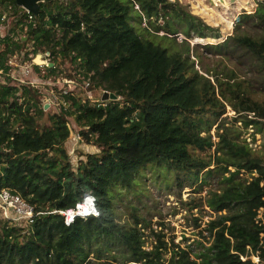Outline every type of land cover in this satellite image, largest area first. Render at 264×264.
Masks as SVG:
<instances>
[{
  "label": "trees",
  "instance_id": "16d2710c",
  "mask_svg": "<svg viewBox=\"0 0 264 264\" xmlns=\"http://www.w3.org/2000/svg\"><path fill=\"white\" fill-rule=\"evenodd\" d=\"M2 6L18 13L24 29L28 16L17 0H0ZM40 6L26 40L0 35V70L7 73L9 58L30 44L51 51L55 61L81 59L93 84L119 99L106 108L74 99L71 110L50 115L36 91L18 95V88L0 84V190L42 212L28 227L0 218V264H257L253 256L264 264V154L229 126L218 127L217 141L210 134L227 105L235 110L234 122L261 127L264 100L253 98L234 71L208 76L191 57L189 39L220 38V29L178 0H48ZM208 45L251 54L264 68V0L242 15L225 41ZM72 122L99 149L79 164L66 145ZM213 147V154L201 155ZM149 165L168 167L198 189L216 180L204 200L216 216L200 232L210 238L198 251L169 240L151 221L117 219L115 190L133 186ZM87 192L99 215L66 225L59 211L75 207ZM199 206L203 202L192 209ZM143 225L153 237L151 248Z\"/></svg>",
  "mask_w": 264,
  "mask_h": 264
},
{
  "label": "rangeland",
  "instance_id": "374dc122",
  "mask_svg": "<svg viewBox=\"0 0 264 264\" xmlns=\"http://www.w3.org/2000/svg\"><path fill=\"white\" fill-rule=\"evenodd\" d=\"M191 13L201 17L208 24L220 29V38H198L189 39L191 43V57L195 59V67L205 75L219 73L223 75L228 71H234L236 78L242 80L250 89L251 96L257 100H264V68L262 64L251 54H234L224 48H213L211 45H220L230 35L234 33L235 26L240 21L244 13H253L260 0H178ZM24 13L23 11L20 14ZM21 17L12 8L0 7V35L10 34L15 39H27L28 29L23 24H19ZM137 26L146 25L144 22L140 25L133 20ZM162 24V21H160ZM252 34H257V29L252 26L247 27ZM164 32H160L163 34ZM178 40L186 38L183 33L178 34ZM28 44V43H27ZM26 44V45H27ZM43 54L42 50L35 51L34 47L28 44L24 49L17 52L19 60L23 57L27 59H37L38 55ZM200 54V57L197 55ZM21 57V58H20ZM40 59V58H39ZM18 60V61H19ZM61 76H69L75 69V64L69 59L60 57L57 60ZM210 71V72H208ZM214 79V77H212ZM4 76L0 73V84ZM235 101V100H233ZM49 111L48 114H53ZM237 117L232 106L227 105L226 113L215 121L210 130L214 141H217L219 126H229L232 130L236 129L238 139L248 143L256 152L264 154V120L261 127H246L241 122H234ZM214 121V120H213ZM212 123V122H211ZM41 124L47 125V116H44ZM72 133L67 141V149L71 154L73 163L78 164L80 160L86 159L88 153H97L99 149L90 143H87L82 137L79 141L76 134L80 133V128L71 123ZM203 131L202 135H207ZM222 131V130H221ZM215 147L202 151V156L213 154ZM246 175V174H245ZM183 176L178 175L174 170L165 166L149 165L140 168L135 175L134 184L131 187L119 186L115 190L114 211L117 219L124 224L131 225L136 217L151 221V227L155 230H164L167 238L174 239V242L180 244L182 248L188 250L200 249V243L208 244L210 236L207 231L204 234L207 240L201 235V231L207 226V222L216 215L204 204L208 189L216 185V180H211L209 186L203 189L191 187ZM203 202V206L193 208L196 203ZM1 218V217H0ZM145 224V223H143ZM142 231L148 235L146 248H151L150 230L145 225ZM168 254L167 256H169ZM252 260L257 259L253 256ZM258 264V263H257Z\"/></svg>",
  "mask_w": 264,
  "mask_h": 264
},
{
  "label": "built area",
  "instance_id": "2783aa9c",
  "mask_svg": "<svg viewBox=\"0 0 264 264\" xmlns=\"http://www.w3.org/2000/svg\"><path fill=\"white\" fill-rule=\"evenodd\" d=\"M23 9V12L28 16L25 25L28 29V24L36 25L35 14ZM16 54L7 61L9 68L7 73L0 70L1 75L4 76L2 83L18 88V95L27 89L36 91L40 94V106L45 112L60 113L71 110L74 106V99L79 100L83 105L104 108L111 101L119 99V97L116 100L103 99V94L110 91L93 84L92 74L87 72L81 59L76 60L75 69L69 76H61L55 56L49 50H45L41 54L40 63L35 59L25 57L19 60ZM81 136L80 133H77L75 137L81 141ZM54 212L57 211H52V213ZM39 213L42 212L37 213L35 208L20 195L14 194L6 188L0 190V217L10 225L28 227ZM59 213L64 216L66 225H71L76 217L86 218L91 215H99L96 198L90 192L83 194L82 199L75 207L60 210ZM242 258L247 259V257ZM255 258L257 259L255 262L258 263L259 258Z\"/></svg>",
  "mask_w": 264,
  "mask_h": 264
},
{
  "label": "water",
  "instance_id": "95a60500",
  "mask_svg": "<svg viewBox=\"0 0 264 264\" xmlns=\"http://www.w3.org/2000/svg\"><path fill=\"white\" fill-rule=\"evenodd\" d=\"M44 1H48V0H17V5L25 8L26 10L30 11L31 13L37 16L40 14V10H41L40 3ZM37 59L39 60V62L37 60L36 61L40 63L41 55H38ZM117 98L118 96L114 92H105L103 94V99L105 100L108 99L116 100Z\"/></svg>",
  "mask_w": 264,
  "mask_h": 264
},
{
  "label": "bare ground",
  "instance_id": "6f19581e",
  "mask_svg": "<svg viewBox=\"0 0 264 264\" xmlns=\"http://www.w3.org/2000/svg\"><path fill=\"white\" fill-rule=\"evenodd\" d=\"M222 1V0H221Z\"/></svg>",
  "mask_w": 264,
  "mask_h": 264
}]
</instances>
